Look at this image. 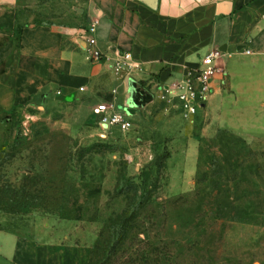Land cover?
<instances>
[{
    "label": "crops",
    "instance_id": "1",
    "mask_svg": "<svg viewBox=\"0 0 264 264\" xmlns=\"http://www.w3.org/2000/svg\"><path fill=\"white\" fill-rule=\"evenodd\" d=\"M90 37L111 57L117 49L130 51L140 68L118 74L111 61H94L87 51ZM215 49L224 53L223 74L197 123V165L190 174L198 170L201 143L212 132L259 140L264 126V0H0V133L14 142L27 130L46 128V122L64 112L74 127L122 132L101 126L96 109L104 101L128 108L130 79L158 94L146 115L142 112L145 119L158 104L172 112L171 122L179 121L183 103L174 96L159 101L165 93L155 87L172 86ZM131 111L137 115L141 109ZM90 194L81 189L70 202L76 208L72 217L54 216L57 224L45 225V230L69 229L65 243L4 230L7 218L0 216V264H89L91 246L72 242L69 235L82 222V204Z\"/></svg>",
    "mask_w": 264,
    "mask_h": 264
},
{
    "label": "rangeland",
    "instance_id": "2",
    "mask_svg": "<svg viewBox=\"0 0 264 264\" xmlns=\"http://www.w3.org/2000/svg\"><path fill=\"white\" fill-rule=\"evenodd\" d=\"M146 107L130 115L129 131L74 127L64 112L14 142L0 133V216L29 237L65 243L69 229L45 225L74 212L70 202L81 189L92 192L82 204L86 216L69 235L91 246L92 262L101 233L108 240L109 218L126 207L115 193L126 172L136 183L146 178L154 192L105 264H264V126L253 142L212 132L190 174L203 107L193 116L178 113L175 122L158 104L145 119Z\"/></svg>",
    "mask_w": 264,
    "mask_h": 264
},
{
    "label": "built area",
    "instance_id": "3",
    "mask_svg": "<svg viewBox=\"0 0 264 264\" xmlns=\"http://www.w3.org/2000/svg\"><path fill=\"white\" fill-rule=\"evenodd\" d=\"M94 32V25L90 28ZM88 53L94 61L109 60L112 63L113 69L116 73L123 72L131 75L135 70L140 68V64L134 61L133 54L130 51H121L119 49L113 51V57L109 53L102 52L97 47V40L90 37L88 40ZM247 53H250L248 50ZM224 53L220 49H215L205 55L201 61V65L196 70H191L181 80L173 83L172 86L166 89L155 87V90L163 92L160 97L164 102H170L171 97L177 99L184 105V113L187 116L196 115L199 107H203L209 97L214 93V82L219 75L223 74V68L220 61ZM155 98L156 95L154 94ZM96 114L99 117V124L105 128L110 129L118 127L123 131L132 130L135 123L131 120L130 115L126 109L114 101H104L97 106Z\"/></svg>",
    "mask_w": 264,
    "mask_h": 264
},
{
    "label": "trees",
    "instance_id": "4",
    "mask_svg": "<svg viewBox=\"0 0 264 264\" xmlns=\"http://www.w3.org/2000/svg\"><path fill=\"white\" fill-rule=\"evenodd\" d=\"M143 85H146L145 83ZM164 159H162L157 166L160 172L165 168ZM135 177H128L126 172L119 174L117 179V185L115 188L116 196L126 198V207L120 213H113L109 218V224L107 227V233L109 235L108 240H104L105 233H101V240L95 247L94 260H90L89 264H105L110 262L112 257L115 256L122 244L129 238L130 231L134 221L140 215V212L144 209L147 203L151 200L154 191L148 188V181L143 178L141 183H136ZM56 206L61 205L60 203ZM73 211L66 213H60L58 217H72ZM86 210H84V216ZM4 230H13L10 226L5 224L2 226ZM93 254V252H92ZM103 255V256H101Z\"/></svg>",
    "mask_w": 264,
    "mask_h": 264
},
{
    "label": "water",
    "instance_id": "5",
    "mask_svg": "<svg viewBox=\"0 0 264 264\" xmlns=\"http://www.w3.org/2000/svg\"><path fill=\"white\" fill-rule=\"evenodd\" d=\"M154 4V3H153ZM130 97L128 99V108L126 110L130 113L131 109H143L155 100V95L147 87L130 79Z\"/></svg>",
    "mask_w": 264,
    "mask_h": 264
}]
</instances>
